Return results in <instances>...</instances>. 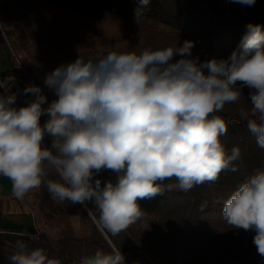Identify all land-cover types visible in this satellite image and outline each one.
<instances>
[{
    "label": "clouds",
    "instance_id": "obj_1",
    "mask_svg": "<svg viewBox=\"0 0 264 264\" xmlns=\"http://www.w3.org/2000/svg\"><path fill=\"white\" fill-rule=\"evenodd\" d=\"M149 3L139 0L137 23ZM247 27L227 59L201 62L193 57L190 40L139 53L79 54L46 75L44 84L58 97L47 107L36 85L24 89L33 94L31 102L14 107L16 77L0 78V176L11 180L17 199L43 184L54 201L93 203L101 230L116 236L141 219L138 200L173 188L187 192L218 180L224 170L236 172L241 150L226 151L219 138L227 124L214 113L238 102L248 88L251 109L242 108L239 115L264 149V30ZM42 115L49 117L43 126ZM45 135L52 137L50 148L43 146ZM102 170L115 173V182L94 179ZM52 172L58 180L48 178ZM173 178L175 184L164 183ZM220 214L231 229L255 232L252 242L264 262V169L231 193ZM15 247L10 264H61L43 247L30 248L23 240ZM79 264H125V257L110 245Z\"/></svg>",
    "mask_w": 264,
    "mask_h": 264
},
{
    "label": "rangeland",
    "instance_id": "obj_2",
    "mask_svg": "<svg viewBox=\"0 0 264 264\" xmlns=\"http://www.w3.org/2000/svg\"><path fill=\"white\" fill-rule=\"evenodd\" d=\"M138 2L0 0L5 40L18 67L47 97L42 107L58 99L44 84L46 75L79 54L95 58L109 52L139 53L147 47H175L190 40L194 42L192 55L201 62L227 59L241 45L248 25H260L264 30V0L252 5L233 0H150L137 23L134 10ZM248 94L249 89L244 88L238 102L225 104L214 113L227 124V133L219 138L226 151L241 150L236 172L224 170L221 179L187 192L173 188L162 196L138 200L141 219L116 236L101 230L93 203L54 201L42 184L31 191L29 199L33 233H0V264H10L17 240L30 248H45L61 264H79L97 248L109 251L110 245L120 248L125 264H264L252 242L255 232L231 229L220 214L231 193L255 170L264 169V149L258 147L239 115L242 108L251 109ZM48 118L41 116V126ZM51 141L45 135L43 146L50 148ZM48 178L59 179L55 172ZM96 178L102 184L115 182L116 174L102 170ZM37 234L39 239L33 241L31 237Z\"/></svg>",
    "mask_w": 264,
    "mask_h": 264
},
{
    "label": "crops",
    "instance_id": "obj_3",
    "mask_svg": "<svg viewBox=\"0 0 264 264\" xmlns=\"http://www.w3.org/2000/svg\"><path fill=\"white\" fill-rule=\"evenodd\" d=\"M16 77L12 92H17L14 107H24L34 98L32 93H24L28 85H34L29 76L22 71L12 57L0 26V78ZM3 89H0V93ZM32 192L23 199H17L12 192V182L0 176V233L31 235L34 231V218L30 211ZM35 203V202H34ZM36 209V208H35Z\"/></svg>",
    "mask_w": 264,
    "mask_h": 264
},
{
    "label": "trees",
    "instance_id": "obj_4",
    "mask_svg": "<svg viewBox=\"0 0 264 264\" xmlns=\"http://www.w3.org/2000/svg\"><path fill=\"white\" fill-rule=\"evenodd\" d=\"M220 177H221V175H219V179H221Z\"/></svg>",
    "mask_w": 264,
    "mask_h": 264
},
{
    "label": "built area",
    "instance_id": "obj_5",
    "mask_svg": "<svg viewBox=\"0 0 264 264\" xmlns=\"http://www.w3.org/2000/svg\"><path fill=\"white\" fill-rule=\"evenodd\" d=\"M31 208H33V207H31Z\"/></svg>",
    "mask_w": 264,
    "mask_h": 264
}]
</instances>
